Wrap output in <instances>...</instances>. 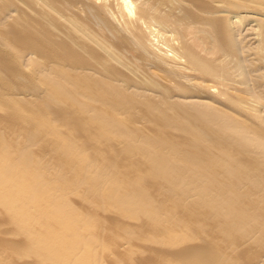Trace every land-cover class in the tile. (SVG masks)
<instances>
[{"label":"bare ground","instance_id":"bare-ground-1","mask_svg":"<svg viewBox=\"0 0 264 264\" xmlns=\"http://www.w3.org/2000/svg\"><path fill=\"white\" fill-rule=\"evenodd\" d=\"M0 264H264V0H0Z\"/></svg>","mask_w":264,"mask_h":264},{"label":"rangeland","instance_id":"rangeland-1","mask_svg":"<svg viewBox=\"0 0 264 264\" xmlns=\"http://www.w3.org/2000/svg\"><path fill=\"white\" fill-rule=\"evenodd\" d=\"M114 140H115V138H114Z\"/></svg>","mask_w":264,"mask_h":264}]
</instances>
